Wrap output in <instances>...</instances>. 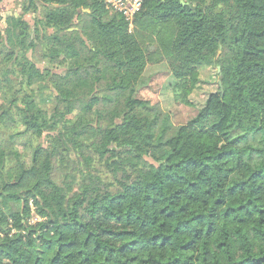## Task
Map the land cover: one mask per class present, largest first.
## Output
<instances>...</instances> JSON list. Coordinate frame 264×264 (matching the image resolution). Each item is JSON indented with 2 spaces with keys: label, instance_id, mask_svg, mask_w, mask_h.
<instances>
[{
  "label": "trees",
  "instance_id": "obj_1",
  "mask_svg": "<svg viewBox=\"0 0 264 264\" xmlns=\"http://www.w3.org/2000/svg\"><path fill=\"white\" fill-rule=\"evenodd\" d=\"M21 10L0 29V264H264V0H147L131 32L103 0ZM161 62L177 127L166 73L144 77Z\"/></svg>",
  "mask_w": 264,
  "mask_h": 264
},
{
  "label": "rangeland",
  "instance_id": "obj_2",
  "mask_svg": "<svg viewBox=\"0 0 264 264\" xmlns=\"http://www.w3.org/2000/svg\"><path fill=\"white\" fill-rule=\"evenodd\" d=\"M0 9H1L0 29L2 31H7L10 29L9 28L11 23L9 22L10 19L22 13L21 0H1ZM24 18L26 21H28L29 24H32L33 17L31 12L25 14ZM214 70L208 68L202 70L201 72V79L204 80V83L202 86H200L199 89H196L190 96V100L197 107H199L203 103L206 94L208 92L216 90L217 77L215 75ZM154 73H161L160 75L166 73L165 75L166 77L162 81H159L160 88L157 96L158 108L162 110L164 113L169 115L173 126L177 127L179 125L184 124L186 120L185 117L186 108L175 102L173 98L172 86L174 84V80L169 73L167 64L165 62H161L159 64H154V65L147 64L144 72V77H146L149 74L152 75ZM30 161H31V153L27 152L25 162L27 164H30ZM35 220L36 218H32L30 219V222L34 223Z\"/></svg>",
  "mask_w": 264,
  "mask_h": 264
},
{
  "label": "built area",
  "instance_id": "obj_3",
  "mask_svg": "<svg viewBox=\"0 0 264 264\" xmlns=\"http://www.w3.org/2000/svg\"><path fill=\"white\" fill-rule=\"evenodd\" d=\"M147 0H103L105 9L110 13L120 15L128 26V32L133 29V20L141 11Z\"/></svg>",
  "mask_w": 264,
  "mask_h": 264
},
{
  "label": "water",
  "instance_id": "obj_4",
  "mask_svg": "<svg viewBox=\"0 0 264 264\" xmlns=\"http://www.w3.org/2000/svg\"><path fill=\"white\" fill-rule=\"evenodd\" d=\"M84 12H88V10H85ZM73 29H70V31H72Z\"/></svg>",
  "mask_w": 264,
  "mask_h": 264
}]
</instances>
